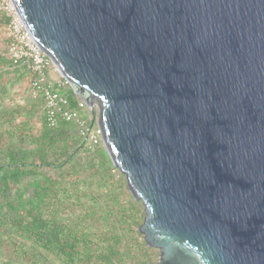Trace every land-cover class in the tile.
<instances>
[{
	"label": "water",
	"instance_id": "water-1",
	"mask_svg": "<svg viewBox=\"0 0 264 264\" xmlns=\"http://www.w3.org/2000/svg\"><path fill=\"white\" fill-rule=\"evenodd\" d=\"M144 206L149 264H264V0H12Z\"/></svg>",
	"mask_w": 264,
	"mask_h": 264
},
{
	"label": "trees",
	"instance_id": "trees-1",
	"mask_svg": "<svg viewBox=\"0 0 264 264\" xmlns=\"http://www.w3.org/2000/svg\"><path fill=\"white\" fill-rule=\"evenodd\" d=\"M8 22L0 10V25ZM5 66L27 74L10 55L0 56ZM63 92L76 103L72 89ZM33 111L0 108V264H127L147 256L145 212L103 142L86 143L71 123L44 120L35 132L31 117L18 119Z\"/></svg>",
	"mask_w": 264,
	"mask_h": 264
},
{
	"label": "built area",
	"instance_id": "built-area-1",
	"mask_svg": "<svg viewBox=\"0 0 264 264\" xmlns=\"http://www.w3.org/2000/svg\"><path fill=\"white\" fill-rule=\"evenodd\" d=\"M0 9L9 18V55L27 70L30 94L43 102L46 124L57 127L61 123H71L86 143H102L101 130L96 122L93 123L90 107L78 96L73 104L63 92L71 87L69 82L35 42L12 0H0Z\"/></svg>",
	"mask_w": 264,
	"mask_h": 264
},
{
	"label": "rangeland",
	"instance_id": "rangeland-1",
	"mask_svg": "<svg viewBox=\"0 0 264 264\" xmlns=\"http://www.w3.org/2000/svg\"><path fill=\"white\" fill-rule=\"evenodd\" d=\"M1 10V9H0ZM2 11V10H1ZM3 12V11H2ZM8 24L4 23L0 25V56L9 57L8 52ZM19 72H16L13 67H0V79L2 82V87L0 89H7V94L0 92V105L2 107H21L24 112L29 113L33 107V114L18 116V119H26L31 117V126L34 128L35 132L40 130L43 126L45 120L44 105L41 100L34 99L32 101L30 98V90H28V82L26 78L18 77ZM30 89V87H29ZM70 89H72L70 87ZM69 88L66 91H70ZM73 90V89H72ZM74 91V90H73ZM75 93V92H74ZM76 94V93H75ZM77 95V94H76ZM138 201V200H137ZM141 209L144 210V206L141 201ZM145 213L142 214V223L144 221ZM159 257V250L153 248L149 251L148 255L142 258L134 259L127 264H145V259H151V262L157 261ZM145 261V262H144Z\"/></svg>",
	"mask_w": 264,
	"mask_h": 264
},
{
	"label": "crops",
	"instance_id": "crops-1",
	"mask_svg": "<svg viewBox=\"0 0 264 264\" xmlns=\"http://www.w3.org/2000/svg\"><path fill=\"white\" fill-rule=\"evenodd\" d=\"M23 78H26V79H27V82H28V84H29V77L27 76V74H26V76L23 77ZM29 87H30V84L28 85V90H30ZM30 98H31L32 101H35V100H33L31 94H30ZM35 102H36V101H35Z\"/></svg>",
	"mask_w": 264,
	"mask_h": 264
}]
</instances>
